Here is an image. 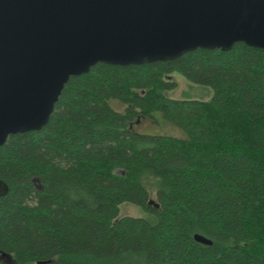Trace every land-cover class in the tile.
Here are the masks:
<instances>
[{
  "label": "trees",
  "instance_id": "obj_1",
  "mask_svg": "<svg viewBox=\"0 0 264 264\" xmlns=\"http://www.w3.org/2000/svg\"><path fill=\"white\" fill-rule=\"evenodd\" d=\"M175 73L212 100L168 98ZM157 114L185 138L136 131ZM0 180V264H264V51L98 64L0 147ZM126 203L151 218H119Z\"/></svg>",
  "mask_w": 264,
  "mask_h": 264
},
{
  "label": "water",
  "instance_id": "obj_2",
  "mask_svg": "<svg viewBox=\"0 0 264 264\" xmlns=\"http://www.w3.org/2000/svg\"><path fill=\"white\" fill-rule=\"evenodd\" d=\"M237 44L264 51V0H0V147L45 128L70 79L98 64L143 66ZM8 191L0 180V199Z\"/></svg>",
  "mask_w": 264,
  "mask_h": 264
},
{
  "label": "rangeland",
  "instance_id": "obj_3",
  "mask_svg": "<svg viewBox=\"0 0 264 264\" xmlns=\"http://www.w3.org/2000/svg\"><path fill=\"white\" fill-rule=\"evenodd\" d=\"M172 81L177 83V87L171 91H166L165 95L174 100H199L210 101L214 97V90L211 87L197 85L189 82L181 74L175 73L172 75ZM111 106L117 111H123L125 106L121 102L115 100L111 101ZM156 120V121H155ZM155 120H141L135 125L137 132L150 135H168L178 138H185L184 133L167 123L162 116L155 115ZM152 190V200L157 201L155 189L150 186ZM151 213L139 206L133 204H123L120 207L119 218L135 217V218H151ZM7 264H13L10 261Z\"/></svg>",
  "mask_w": 264,
  "mask_h": 264
}]
</instances>
